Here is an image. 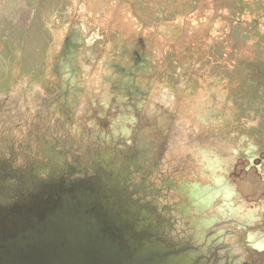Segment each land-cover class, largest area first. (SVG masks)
<instances>
[{"label":"rangeland","instance_id":"1","mask_svg":"<svg viewBox=\"0 0 264 264\" xmlns=\"http://www.w3.org/2000/svg\"><path fill=\"white\" fill-rule=\"evenodd\" d=\"M51 200L92 264H264V0H0V212Z\"/></svg>","mask_w":264,"mask_h":264},{"label":"water","instance_id":"2","mask_svg":"<svg viewBox=\"0 0 264 264\" xmlns=\"http://www.w3.org/2000/svg\"><path fill=\"white\" fill-rule=\"evenodd\" d=\"M55 201L48 202V207L41 205L38 216L18 213L15 217L16 212H0V264H92L89 254L95 253L97 244L87 243L89 230L83 218V214L87 213L78 214L72 208L47 212L49 204ZM91 231L95 232L96 229ZM14 240L17 242L16 248L11 244ZM108 242L100 245L103 246L101 258H106V264H114L113 257L120 256L122 252ZM169 252L177 255V251ZM160 258L161 253L142 246L129 263L156 264Z\"/></svg>","mask_w":264,"mask_h":264},{"label":"flooded vegetation","instance_id":"3","mask_svg":"<svg viewBox=\"0 0 264 264\" xmlns=\"http://www.w3.org/2000/svg\"><path fill=\"white\" fill-rule=\"evenodd\" d=\"M72 29V28H71ZM67 37H70V36H72L71 35V32L70 33H68L67 35H66ZM67 41V40H66ZM68 41H70L69 39H68ZM74 44H80V42H73ZM73 47H76L75 45H72ZM63 49H62V51L63 52H65L66 51V48H68V46H67V43L66 42H64V45H63ZM78 47V46H77ZM76 47V48H77ZM136 53V52H135ZM140 55L141 56V54L139 53V52H137L136 53V57H137V55ZM130 67H132L131 65L129 66V67H127V69L126 70H128ZM122 71H125V69H124V67L121 69ZM223 186V184L222 185H220V184H218L217 185V188H221ZM197 188V187H196ZM175 189H176V187H175ZM227 189V188H226ZM224 190V189H223ZM197 191H199L200 192V194L198 193V198L196 199V198H194V194H190V196H191V199H193V200H198V199H200V203H199V205L200 206H202V208L201 209H203L206 205H208L209 204V202H210V200H211V198H213V191L212 192H209V191H200L198 188H197ZM225 191V190H224ZM228 192V191H227ZM189 196V197H190ZM193 204V203H192ZM177 211V210H176ZM175 211V212H176ZM260 237H264V234H262ZM250 242H252L255 246H256V248H263L264 247V239L263 240H261V241H259V238H252L251 240H249ZM227 261H228V259H227ZM230 263V262H229Z\"/></svg>","mask_w":264,"mask_h":264}]
</instances>
